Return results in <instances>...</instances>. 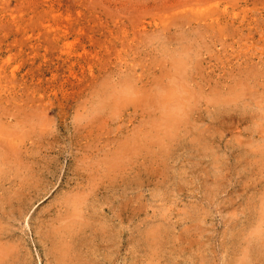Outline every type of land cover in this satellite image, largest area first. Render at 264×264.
<instances>
[{"label":"rangeland","instance_id":"1","mask_svg":"<svg viewBox=\"0 0 264 264\" xmlns=\"http://www.w3.org/2000/svg\"><path fill=\"white\" fill-rule=\"evenodd\" d=\"M0 248L264 264V0H0Z\"/></svg>","mask_w":264,"mask_h":264},{"label":"bare ground","instance_id":"2","mask_svg":"<svg viewBox=\"0 0 264 264\" xmlns=\"http://www.w3.org/2000/svg\"><path fill=\"white\" fill-rule=\"evenodd\" d=\"M177 116H178V115H177ZM172 118H173V117H172ZM173 120H174V119H173ZM171 121H172V119H171ZM172 123H174V122H172ZM174 124H175V123H174ZM82 210H83V209H82ZM69 216H70V215H69ZM74 221H75V222H78L77 220H74ZM74 221H73V222H74ZM75 222H74V224H75ZM80 224H81V223H80ZM72 225H73V224H72ZM72 225H71V226H72ZM75 225H78V223L75 224ZM78 226H79V225H78ZM76 227H77V226H76ZM74 228H75V226H74ZM74 228H72V227L69 228V227H68L69 230H70V229L73 230ZM77 228H78V227H77ZM74 231H75V230H74ZM76 231H77V230H76ZM76 231H75V232H76ZM71 232H72V231H70V233H71ZM64 240H65V238H64ZM69 242H70V241H69ZM94 243H96V242H94ZM62 244L64 245V242H61V244L59 243V245H61L62 248H63V245H62ZM65 245H66V244H65ZM62 248H61V250H62ZM4 249H5V248H4ZM81 249H82V248H81ZM9 251H10V250H9ZM11 251H12V249H11ZM5 252H6V250H3V249L0 248V258H1L2 255L5 254ZM65 252H67V251H65ZM70 252H71V251H70ZM96 252H97V251H96ZM13 253H14V252H13ZM61 255H62V254H61ZM64 255H65V254H64ZM69 255H70V254H69ZM63 257H64V256H63ZM56 258H57V255H56ZM66 259H68V258L66 257ZM69 259H71V258H69ZM61 260H62V258H61ZM61 262H62V261H61Z\"/></svg>","mask_w":264,"mask_h":264}]
</instances>
